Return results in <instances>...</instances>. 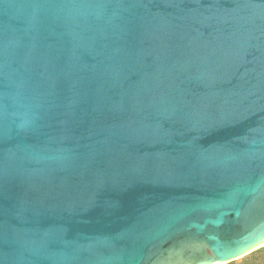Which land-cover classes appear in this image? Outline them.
<instances>
[{"label":"water","instance_id":"1","mask_svg":"<svg viewBox=\"0 0 264 264\" xmlns=\"http://www.w3.org/2000/svg\"><path fill=\"white\" fill-rule=\"evenodd\" d=\"M262 248L264 0H0V264Z\"/></svg>","mask_w":264,"mask_h":264},{"label":"rangeland","instance_id":"2","mask_svg":"<svg viewBox=\"0 0 264 264\" xmlns=\"http://www.w3.org/2000/svg\"><path fill=\"white\" fill-rule=\"evenodd\" d=\"M228 264H264V248Z\"/></svg>","mask_w":264,"mask_h":264}]
</instances>
